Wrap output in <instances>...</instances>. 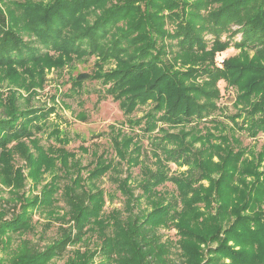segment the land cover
Instances as JSON below:
<instances>
[{"label":"trees","instance_id":"16d2710c","mask_svg":"<svg viewBox=\"0 0 264 264\" xmlns=\"http://www.w3.org/2000/svg\"><path fill=\"white\" fill-rule=\"evenodd\" d=\"M232 46L240 53L218 63ZM92 57L95 71L71 79V89L102 82L128 127L151 138L155 169L136 135L120 131L110 138L114 157L93 151L89 167L66 149L58 126L49 138L59 147L41 146L37 135L56 109L23 106V94L44 89L47 71ZM220 81L235 90L233 126L264 137V0H0V264H49L70 247L64 264H264V147H241L215 119ZM170 164L179 171L170 174ZM109 174L123 207L106 213L113 198L97 182ZM166 183L176 187L171 200L158 189ZM37 211L60 223L58 238L43 250L22 240L9 254L12 235L34 231ZM161 229L176 230L177 259Z\"/></svg>","mask_w":264,"mask_h":264},{"label":"rangeland","instance_id":"374dc122","mask_svg":"<svg viewBox=\"0 0 264 264\" xmlns=\"http://www.w3.org/2000/svg\"><path fill=\"white\" fill-rule=\"evenodd\" d=\"M239 29V26H233L232 31ZM206 39L210 40L211 36L206 35ZM228 39V35L223 36V40ZM241 39V33L235 38V41ZM240 53V50L236 49L234 46L230 47L225 52L219 53L216 60L221 62L223 59L235 56ZM253 52H251L252 54ZM95 58L92 57L87 60L75 61L71 66H67L62 70H49L47 71V83L44 89L38 90L36 96H30L26 93L23 94V99L21 103L25 106L27 103L33 105L34 107H55V111L51 114L48 122L46 131L39 133L37 138L40 139V144L44 148H48L53 145L59 147V143L54 138H49V134L53 131L55 126H58L62 133L69 140V143L65 146L70 152L77 154L78 158L82 161L83 166L89 167L93 161L94 157L91 155L93 151H97L99 155L106 153L107 157L113 158L114 152L111 146L110 138L117 134V132H123L126 135H136L137 140L141 142L144 149V159L145 163L155 169L153 164L154 158L152 153H154V147L151 145V138L140 130L139 128L132 129L128 127L127 117L123 114V111L119 107V103L114 101L113 98L107 93V87L100 81H85L83 87L79 90L71 89V79H75L78 75L83 73H92L95 64ZM218 66L222 67V64ZM115 65L112 62L105 66V70L114 68ZM218 87L221 91V98L218 101V106L221 110L215 115V119H219L227 126V135L234 136L240 141V145L243 148H247L249 151L258 153L264 147V137L259 135L257 138H251L246 135L245 132L239 130L238 127H234L231 117L236 114V109L233 106L235 99V90L227 87L224 81H220ZM24 101V102H23ZM150 109V105L143 106L138 109L132 118H139L145 112ZM242 119H239L241 123ZM211 122H201L200 126L209 127ZM193 126L188 125L186 130H190ZM229 127L231 129H229ZM182 127L171 128V132H178ZM160 135L158 129L152 133V137ZM199 147V145H198ZM31 151L34 148L30 146ZM35 153V151H34ZM150 156V157H148ZM15 163L17 166L25 165V161L16 156ZM170 174L177 173L179 170L176 165H169ZM182 168L181 170H185ZM125 170V167H124ZM25 175L28 176V170L25 169ZM132 182L131 185L134 187L135 195H141L142 189L140 187V181L142 179L141 167H134L131 170ZM84 176L87 175L84 172ZM111 174L104 176L101 180L97 182V185L104 189L106 192V200L111 196L113 201H107L105 206L106 213L111 211L113 208L123 207V197L121 192L117 189V184H115L109 177ZM126 173H123L121 177H125ZM50 181V177L47 176L43 185ZM63 185V184H62ZM32 186V181L27 177L26 186L23 189L25 193L29 195ZM40 189L35 191L36 194H40ZM162 192L166 193L167 199L171 200V196L176 194V187L172 183H166L158 188ZM9 189H4L2 195L9 197ZM61 192L56 195L58 199L55 202L57 209H59L60 214L65 211V202L62 198ZM145 201L141 204V209L145 208ZM34 231L26 233L22 236L14 234L13 242L8 253L10 254L13 249L16 248L17 244L26 240L30 243L33 248L43 250L48 245L52 244L53 241L59 236V226L58 221L47 216L46 212L37 211L33 216ZM47 224H52L51 226H46ZM159 233L163 238V242L166 241L171 255L170 257L178 258L180 257V248L178 244L179 237L176 234L175 229H161ZM215 247V245H211ZM83 247V246H82ZM84 248V247H83ZM74 251L73 247L68 248L64 256L61 258L53 259L49 264H64L71 252ZM8 254V255H9ZM4 257L5 254H0V257ZM98 261V260H97Z\"/></svg>","mask_w":264,"mask_h":264}]
</instances>
